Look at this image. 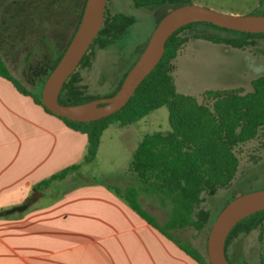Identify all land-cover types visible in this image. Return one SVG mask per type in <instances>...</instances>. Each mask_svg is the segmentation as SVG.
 Masks as SVG:
<instances>
[{"label":"rangeland","instance_id":"obj_1","mask_svg":"<svg viewBox=\"0 0 264 264\" xmlns=\"http://www.w3.org/2000/svg\"><path fill=\"white\" fill-rule=\"evenodd\" d=\"M192 3L223 14L264 16V0H192ZM107 9L111 15L132 16L135 23L106 49L93 47L89 64L77 70L85 94L100 99L111 95L138 61L140 51L148 44L159 17L165 12L161 7H136L131 0H108ZM77 11L76 0H0V53L11 74L29 91L40 93L41 82L37 87L34 84L37 73L50 71L54 60L70 44L79 19ZM181 36L188 42L173 61L176 89L203 105L212 106L206 96L208 91L236 90L247 94L253 91L252 82L264 76V38L250 39L249 46L237 49L200 38H236L206 25H195ZM170 130L167 107L129 128L110 125L103 133L95 162L83 163V156L82 164H78L79 177L72 181L76 185L63 183L52 187L56 192L51 198L71 187L89 184L116 191L129 186L139 188L137 177L130 169L135 150L146 135L166 134ZM263 133L260 131L255 139L235 149L239 168L231 185L213 197L203 194L202 208L211 213V220L203 230L185 228L172 232L182 245L198 250L206 259L209 233L222 210L240 195L264 190ZM49 200V196L40 199L36 205ZM139 200L159 224L167 221L169 208L162 207L156 196L141 191ZM263 241L264 226L233 238L228 248L231 263L260 264Z\"/></svg>","mask_w":264,"mask_h":264},{"label":"trees","instance_id":"obj_2","mask_svg":"<svg viewBox=\"0 0 264 264\" xmlns=\"http://www.w3.org/2000/svg\"><path fill=\"white\" fill-rule=\"evenodd\" d=\"M131 1L136 7L163 8L165 12L159 17L157 25L170 9L193 4L192 0ZM81 19L82 16L80 22ZM134 23V17L121 13L111 15L106 9L102 29L80 67L89 64V53L93 47L106 49L124 35ZM195 25H206L235 35V39L209 36L200 38L216 44L226 43L237 49L249 46L250 39L264 38V34L231 31L208 23L187 25L168 40L162 61L143 81L122 110L90 123L58 118L73 131L86 136L88 145L83 163L92 164L96 160L102 135L110 125L132 126L152 112L167 107L171 130L166 134L157 132L146 135L134 152L130 169L136 175L140 187L129 186L116 192L139 217L177 243L198 264H210L209 260L198 250L182 245L172 232L185 228L203 230L211 220V213L202 208L203 194L213 197L220 189L231 185L239 168V159L235 149L255 139L260 131H264V76L252 82L253 91L247 94H241L236 90L208 91L206 96L212 101V106L203 105L195 97L179 93L172 75L173 61L177 58L179 50L188 42V39L182 37L181 33ZM146 46L147 44L140 51V56ZM65 51L55 59L46 79L60 62ZM127 74L128 72L117 89L106 98L118 92ZM0 78L9 81L17 92L31 97L35 104L55 116L42 105L41 94L46 79L41 84L39 94L29 91L11 74L1 53ZM96 99L100 98L85 94L80 86L78 71L70 76L59 97L62 105H78ZM80 167L78 164L71 166L40 183L36 190H44L53 181L63 180L68 174L78 171ZM141 191L156 196L162 207L169 208L167 221L163 225L159 224L155 217L144 209L139 200ZM263 226L264 211L246 218L232 230L226 243V257L230 263L228 248L231 240L239 235H248L254 230H261ZM260 264H264V241Z\"/></svg>","mask_w":264,"mask_h":264},{"label":"crops","instance_id":"obj_3","mask_svg":"<svg viewBox=\"0 0 264 264\" xmlns=\"http://www.w3.org/2000/svg\"><path fill=\"white\" fill-rule=\"evenodd\" d=\"M87 145L85 135L0 78V214L28 205L0 215V264H198L116 190L89 184L51 198L52 187L76 185L79 171L36 190L81 163Z\"/></svg>","mask_w":264,"mask_h":264},{"label":"water","instance_id":"obj_4","mask_svg":"<svg viewBox=\"0 0 264 264\" xmlns=\"http://www.w3.org/2000/svg\"><path fill=\"white\" fill-rule=\"evenodd\" d=\"M107 0H87L79 27L64 55L45 81L42 105L57 117L90 123L122 110L143 81L162 61L168 40L181 28L195 23L248 34H264V16L223 14L195 4L170 9L159 22L138 61L128 72L118 92L110 97L78 105H62L60 93L70 76L80 67L102 29ZM29 200L28 204L34 201ZM28 205L1 212V216L26 210ZM264 211V190L240 195L232 200L213 223L207 243L210 264H231L226 257V243L232 230L246 218Z\"/></svg>","mask_w":264,"mask_h":264},{"label":"flooded vegetation","instance_id":"obj_5","mask_svg":"<svg viewBox=\"0 0 264 264\" xmlns=\"http://www.w3.org/2000/svg\"><path fill=\"white\" fill-rule=\"evenodd\" d=\"M84 2H85V0H76V6H77V15H78V17H79V19H78V21H77V24H76V26L77 27H79L78 25H79V23H80V18H81V16L83 15L82 13L84 12L83 10H84V7H83V5H84ZM107 2H108V0H107ZM77 27H76V29H77ZM76 31V30H75ZM75 31L73 32V35H74V33H75ZM73 37V36H72ZM72 40V39H71ZM67 49V48H66ZM57 54V53H56ZM55 61V60H54ZM49 72V70H42V71H39L38 73H37V75H38V79H35L34 80V84H35V86L37 87L38 86V83H39V81L41 82V84H42V82L46 79V77H47V73Z\"/></svg>","mask_w":264,"mask_h":264}]
</instances>
